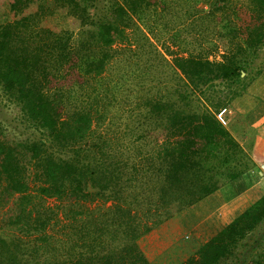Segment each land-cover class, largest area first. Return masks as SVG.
<instances>
[{"label":"trees","instance_id":"16d2710c","mask_svg":"<svg viewBox=\"0 0 264 264\" xmlns=\"http://www.w3.org/2000/svg\"><path fill=\"white\" fill-rule=\"evenodd\" d=\"M137 21L183 83L111 134L90 83ZM263 70L264 0H0V264H156L142 237L249 168L218 114ZM184 264H264V196Z\"/></svg>","mask_w":264,"mask_h":264},{"label":"crops","instance_id":"0c3cea01","mask_svg":"<svg viewBox=\"0 0 264 264\" xmlns=\"http://www.w3.org/2000/svg\"><path fill=\"white\" fill-rule=\"evenodd\" d=\"M248 153L251 164L239 177L171 217L142 237L151 261L170 250L184 260L264 196V70L247 91L218 114Z\"/></svg>","mask_w":264,"mask_h":264},{"label":"rangeland","instance_id":"374dc122","mask_svg":"<svg viewBox=\"0 0 264 264\" xmlns=\"http://www.w3.org/2000/svg\"><path fill=\"white\" fill-rule=\"evenodd\" d=\"M198 6H203L199 3ZM61 19H55L56 24H60L63 21ZM53 24V22H50ZM68 22L65 21L67 26ZM162 25L157 26L156 34L159 38H156L148 28L142 23L137 21L136 26L133 28L126 29V37L117 40L113 46V52L115 53L114 58L109 65V68L103 75L98 76L96 79L91 80L90 84H95L97 90H101L104 87L107 88V93L110 94L111 86L113 92L117 96V103L111 105V114L113 119L110 117L105 122V128H108L109 132H114L123 128L124 124L130 122L129 113L126 111L130 106H137L142 102V96L147 98L158 91L165 93V87L175 88L183 83L182 75L176 72L172 64V55L169 54V50H174L176 54H183L178 51L176 46L169 40V34L166 30H161ZM212 59H220V54L210 56ZM151 66L147 69L145 65ZM146 65V66H147ZM90 84L84 83L82 87H90ZM116 86V87H115ZM155 86V87H153ZM91 88V87H90ZM152 88L153 90H150ZM86 90V91H87ZM129 93L130 100L127 102L132 103L131 105L121 108L119 101L126 93ZM83 93V89L80 90L79 95ZM128 99V98H127ZM139 100V101H138ZM138 108V107H134ZM136 112V111H135ZM139 114V113H138ZM100 127L99 131L105 130ZM30 133V131H27ZM118 138H122V141L130 139L129 135L120 134ZM58 201L55 198H48L46 205L49 207L56 208ZM103 203L97 202L91 205H102ZM112 202L109 201L108 205ZM142 247V239L140 240ZM183 255H177V253L170 250L167 255L156 259V264H184L188 258L184 260Z\"/></svg>","mask_w":264,"mask_h":264},{"label":"built area","instance_id":"2783aa9c","mask_svg":"<svg viewBox=\"0 0 264 264\" xmlns=\"http://www.w3.org/2000/svg\"><path fill=\"white\" fill-rule=\"evenodd\" d=\"M261 170H262V173L264 174V159H263V161L261 162Z\"/></svg>","mask_w":264,"mask_h":264},{"label":"water","instance_id":"95a60500","mask_svg":"<svg viewBox=\"0 0 264 264\" xmlns=\"http://www.w3.org/2000/svg\"><path fill=\"white\" fill-rule=\"evenodd\" d=\"M245 73L243 72V75H244Z\"/></svg>","mask_w":264,"mask_h":264}]
</instances>
